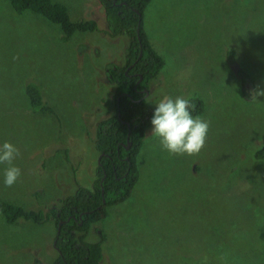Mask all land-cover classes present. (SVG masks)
I'll return each instance as SVG.
<instances>
[{"label": "rangeland", "instance_id": "obj_1", "mask_svg": "<svg viewBox=\"0 0 264 264\" xmlns=\"http://www.w3.org/2000/svg\"><path fill=\"white\" fill-rule=\"evenodd\" d=\"M53 1L98 30L64 42L57 25L0 0V144L19 149L13 163L21 169L7 187L0 165V202L46 212L77 186H92L96 125L118 104L105 70L123 64L127 46L105 34L99 0ZM143 26L165 62L147 102L154 110L165 95L201 99L198 116L210 129L189 156L169 154L150 127L129 199L105 207L85 240L101 242L102 264H264V163L250 157L264 140V96L241 101L235 73L244 66L264 90V0H151ZM29 83L54 115L31 109ZM55 234L54 220L9 224L0 215V264H50Z\"/></svg>", "mask_w": 264, "mask_h": 264}, {"label": "trees", "instance_id": "obj_2", "mask_svg": "<svg viewBox=\"0 0 264 264\" xmlns=\"http://www.w3.org/2000/svg\"><path fill=\"white\" fill-rule=\"evenodd\" d=\"M151 0H99L104 9L105 34L110 38H125L127 46L123 56V64L108 63L105 70L107 82L114 86V115L100 120L96 125L95 147L99 155L97 173L102 182L96 180L93 188L80 186L73 196L59 201L61 206L44 210H26L20 205L0 202V215L9 224L19 220L29 221L35 225L44 224L51 219L60 226L56 245L60 255L53 264H101L103 260L100 242L89 243L85 235L91 225L105 216V207L114 206L129 199L139 175L138 155L148 129L153 108L146 100L149 82L162 72L165 62L155 51L148 34L144 29V16ZM12 10L18 14L31 12L57 25L67 42L75 32H95L98 26L95 20L71 21L65 4L53 0H8ZM250 10L255 8L250 6ZM234 52L227 53L230 65L235 63ZM239 78V99H250L246 92L251 85V93L257 91L259 84L252 73L243 66L235 72ZM141 79V81H140ZM26 96L34 112L55 114L45 101L37 84L26 85ZM193 105L192 115L203 112L204 101L190 98ZM120 114V118L118 117ZM130 130V134L129 131ZM129 134V139H128ZM129 149L126 150V147ZM254 161L264 163V140L252 148ZM65 158L68 159L67 151ZM126 175V176H124ZM81 216L79 220L78 217ZM73 217L75 219H73ZM71 219H73L71 221ZM80 221L83 223L80 225ZM78 234V235H77Z\"/></svg>", "mask_w": 264, "mask_h": 264}, {"label": "clouds", "instance_id": "obj_3", "mask_svg": "<svg viewBox=\"0 0 264 264\" xmlns=\"http://www.w3.org/2000/svg\"><path fill=\"white\" fill-rule=\"evenodd\" d=\"M251 96L252 99L264 96V90L254 91ZM192 108L189 99H173L167 95L155 105L150 120V135L159 138L162 148L169 154L193 156L204 148L210 122L200 116L193 117ZM19 156V149L12 143L0 144V165H7L4 171L7 187L13 186L21 176V169L13 163Z\"/></svg>", "mask_w": 264, "mask_h": 264}, {"label": "flooded vegetation", "instance_id": "obj_4", "mask_svg": "<svg viewBox=\"0 0 264 264\" xmlns=\"http://www.w3.org/2000/svg\"><path fill=\"white\" fill-rule=\"evenodd\" d=\"M117 65H120L121 66V64H117ZM105 80L107 81V78L105 77ZM140 81H141V79H140ZM110 84V83H109ZM147 93L149 94V92L147 91ZM148 94H147V96H148ZM95 140H96V136H95ZM128 148V146L126 147V150H128L127 149ZM95 149H96V147H95ZM97 151V150H96ZM98 153V152H97ZM100 157H101V155H99L98 154V159L100 160ZM96 166L98 167H101L100 165H99V161L97 160V164H96ZM124 176H126V175H124ZM104 177H105V175L100 179V177H99V174L97 173V171L94 173V176H93V182H92V186L91 187H86V186H84V185H80V186H84V187H86V188H90V189H92L93 188V185H94V183L96 182V180H99L100 179V182H102V180L104 179ZM80 186H77V190H78V188L80 187ZM76 190V191H77ZM75 191V192H76ZM75 194V193H74ZM73 194V195H74ZM73 195H71V196H73ZM68 197V196H67ZM66 198V197H65ZM61 206V204L60 203H58V206H56V209H58L59 207ZM50 209V208H49ZM49 209H48V211H49ZM47 211V212H48ZM70 218H72V217H69V219H67L66 221H60L59 222V225H57L56 226V234H55V239H54V241H53V244H52V248H53V250L55 251L54 253H53V260L51 261V263L50 264H53L54 263V261H55V259H56V256L58 255H60V252H59V250H58V247H57V245H56V242H57V240H56V237H58L59 235V232H60V226L62 225V224H66V222L67 221H69L70 220ZM73 219H75L74 217H73ZM73 219H71V221L73 220ZM78 219L80 220L81 219V216H79L78 217ZM51 220H54V219H51ZM102 220H103V217L100 219V220H98L97 222H95V223H93L92 225H91V227L89 228V230L92 228V226L94 225H97V224H101L102 223ZM55 221V220H54ZM83 222L82 221H80V225L82 224ZM96 232L98 233V234H100L101 233V230L100 229H98V230H96ZM78 235V234H77ZM86 236V235H85ZM86 238V237H85ZM98 242H100V241H98ZM93 243H97V242H93ZM101 243V242H100ZM101 246H102V244H101ZM57 254V255H56ZM102 254H103V249H102ZM56 255V256H55Z\"/></svg>", "mask_w": 264, "mask_h": 264}, {"label": "water", "instance_id": "obj_5", "mask_svg": "<svg viewBox=\"0 0 264 264\" xmlns=\"http://www.w3.org/2000/svg\"><path fill=\"white\" fill-rule=\"evenodd\" d=\"M147 94H148V93H146V97H147ZM118 117H120V114H119V113H118ZM128 132H129V134H130V130H129ZM128 138H129V135H128ZM128 148H129V146H128ZM128 148H127V149H128ZM98 161H99V159H98Z\"/></svg>", "mask_w": 264, "mask_h": 264}]
</instances>
